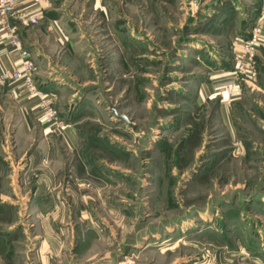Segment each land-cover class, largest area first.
Segmentation results:
<instances>
[{"label":"rangeland","instance_id":"rangeland-1","mask_svg":"<svg viewBox=\"0 0 264 264\" xmlns=\"http://www.w3.org/2000/svg\"><path fill=\"white\" fill-rule=\"evenodd\" d=\"M259 6L67 0L65 40L33 32L35 88L73 133L42 142L44 113L16 130L0 84V264H264V46L252 77L229 73ZM19 24L29 42L41 23ZM220 69L227 123L197 98Z\"/></svg>","mask_w":264,"mask_h":264},{"label":"crops","instance_id":"crops-1","mask_svg":"<svg viewBox=\"0 0 264 264\" xmlns=\"http://www.w3.org/2000/svg\"><path fill=\"white\" fill-rule=\"evenodd\" d=\"M67 0H40L39 2H35L34 0H18L16 7L17 9L23 13L25 16L29 14H40L42 16V19L40 21V25L35 28H31L28 30V32L32 33L29 35L30 39L29 42L24 41V37H21L20 42L22 45V48H24L30 58L40 56L39 54V48H36L34 39L32 38L33 32L42 33L43 31H50L52 37L54 38V41H63L67 38V35H70L72 31L71 23H69V20H66L65 17L67 16V10H65L64 3ZM261 9L262 7L259 6ZM258 8V9H259ZM258 10V16L259 11ZM69 11V10H68ZM250 16V15H249ZM257 16V17H258ZM252 19V18H251ZM10 23L14 25L16 28L15 35L17 36L19 34H24L27 36V32H21L20 29V22L18 20H11ZM22 28V26H21ZM240 36L238 32L235 30H230L228 33V38L231 41L237 40ZM241 40L237 41V43H234L233 49H236V51L240 50L241 48ZM32 47V48H30ZM36 54V55H35ZM41 58H47V56L40 57ZM23 60L22 56L20 55V52L18 49H16L14 46L10 43V37L3 32L0 31V74L11 71L14 68L20 67L21 61ZM34 60V59H33ZM226 72H224L222 69L213 71V74H210L207 78L206 84H201L199 87V90L197 92V98L201 99H209L210 97L214 96H220L221 97V112H222V119L227 123L236 118L238 113V108L236 106L235 99H231L228 97L227 93L225 94L223 89V86L216 85V80L220 79V77H223ZM46 77H43L42 81H45ZM47 82V81H46ZM41 88L37 86L38 96L35 97H29L28 92L21 87L20 82H12L8 81L7 86L3 89L5 92V96L11 98L13 101L12 106L17 108V111L15 110V124H16V130H19L20 126H23L24 123L27 124L26 115H30L32 121H40L42 120V113L39 107V101L41 100L40 97H44L47 95V93L50 91L48 83L41 82L39 84ZM54 89V88H53ZM236 90L234 88V92L236 93ZM2 91V92H3ZM0 111H1V103H0ZM14 112V111H13ZM14 115V113H13ZM30 120V119H29ZM37 124V123H36ZM42 125V124H41ZM49 127L46 128V131L44 134H42V142L47 141L51 138L49 134L54 133L55 131H60L58 133L61 134V140L63 143H67V140L72 138V131L70 128H66L61 130H57L59 126L57 123H52L48 125ZM33 128V126H32ZM61 128V126H60Z\"/></svg>","mask_w":264,"mask_h":264},{"label":"built area","instance_id":"built-area-1","mask_svg":"<svg viewBox=\"0 0 264 264\" xmlns=\"http://www.w3.org/2000/svg\"><path fill=\"white\" fill-rule=\"evenodd\" d=\"M18 0H0V31L10 37V43L16 49L19 50L23 60L20 67L14 68L11 71H6L0 74V84L5 82H20L27 92L29 97L38 96V91L34 85L33 71L34 63L30 58L28 52L22 48L20 39L15 35L16 28L10 23L11 20H18L26 25H38L42 19L40 14L24 15L17 7ZM39 2L40 0H34ZM264 46V8L259 11V16L253 21L250 28L248 37L242 41L240 50L237 51L235 61L236 66L233 72H229L232 75L233 80L239 77L250 78L255 73L254 59L256 56V50ZM232 86L227 87V92H230ZM41 102L39 107H42V111L45 115V121L47 123H57V112L51 106V96L47 94L44 97H40Z\"/></svg>","mask_w":264,"mask_h":264},{"label":"water","instance_id":"water-1","mask_svg":"<svg viewBox=\"0 0 264 264\" xmlns=\"http://www.w3.org/2000/svg\"><path fill=\"white\" fill-rule=\"evenodd\" d=\"M188 1H192V0H188ZM116 117H117L118 119H120V120L125 121L127 124L131 125L130 120H129L126 116H124V115H117V114H116Z\"/></svg>","mask_w":264,"mask_h":264}]
</instances>
